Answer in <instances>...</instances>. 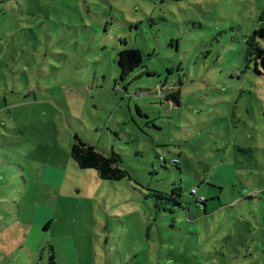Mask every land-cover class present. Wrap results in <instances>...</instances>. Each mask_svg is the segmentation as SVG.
Segmentation results:
<instances>
[{
    "label": "rangeland",
    "instance_id": "1",
    "mask_svg": "<svg viewBox=\"0 0 264 264\" xmlns=\"http://www.w3.org/2000/svg\"><path fill=\"white\" fill-rule=\"evenodd\" d=\"M43 5L0 0V264H264V0ZM76 133L128 175L78 168Z\"/></svg>",
    "mask_w": 264,
    "mask_h": 264
},
{
    "label": "trees",
    "instance_id": "2",
    "mask_svg": "<svg viewBox=\"0 0 264 264\" xmlns=\"http://www.w3.org/2000/svg\"><path fill=\"white\" fill-rule=\"evenodd\" d=\"M30 2H32L33 4H36V6L38 5V7L41 5L45 6L43 4H46L49 6V0H26V4H29ZM257 36L264 38V27H259L254 30L253 38L256 39ZM253 55L255 58L256 66L260 65L264 69V47L261 46L260 44H257L256 47L253 49ZM145 57L146 56L143 53V51L138 47H131V48L122 50L119 54V65L121 68L120 77H126L136 67L143 64ZM167 97L173 98V97H177V95L170 93L167 95ZM70 157L71 159H73L75 165H77L78 168L93 169L97 172L98 177L103 180L121 181L128 175L127 169L122 166L121 159L119 158L118 154L115 151H113L111 155H107L106 153L98 150L94 145L83 141L77 133L75 134V140H73L72 145H71ZM177 161L178 160H174V162H177ZM7 173H8V176L11 177L13 176L12 173H15V172L12 170H8ZM22 178L25 180V177H22ZM233 182L229 183V186L230 185L236 186L233 184ZM142 194L144 195V197L153 198L156 201L157 205L159 201H161L162 204L165 201H167L171 204L173 203V206L174 205H179L180 207L184 206L183 205L184 200L182 198L183 194L181 191V187L179 186L174 187L171 192H167L163 190H154L152 193L142 192ZM192 195L194 196V194ZM11 201L16 204L17 209H20L21 206L19 205L17 200L11 199ZM206 201L200 202L196 197V205L197 206L203 205L205 213L208 214V205ZM48 227H49V222L45 228H48ZM49 264H57L53 249L51 250V253L49 255Z\"/></svg>",
    "mask_w": 264,
    "mask_h": 264
},
{
    "label": "built area",
    "instance_id": "3",
    "mask_svg": "<svg viewBox=\"0 0 264 264\" xmlns=\"http://www.w3.org/2000/svg\"><path fill=\"white\" fill-rule=\"evenodd\" d=\"M191 191H192V194H194V195L197 196V199H198L200 202H202V201H206V197H205V196H203V195H198V190H197V188L194 187Z\"/></svg>",
    "mask_w": 264,
    "mask_h": 264
},
{
    "label": "crops",
    "instance_id": "4",
    "mask_svg": "<svg viewBox=\"0 0 264 264\" xmlns=\"http://www.w3.org/2000/svg\"><path fill=\"white\" fill-rule=\"evenodd\" d=\"M72 142H73V141H72ZM72 142H69L70 146L72 145ZM70 149H71V147H70ZM69 156H70V154H69ZM222 176H223V174H221V175L218 174V175H217V178H216V180H217L218 182H220V184H222L221 181H220ZM48 182H49V180H48ZM203 196H204V195H203ZM49 226H50V222H49Z\"/></svg>",
    "mask_w": 264,
    "mask_h": 264
},
{
    "label": "clouds",
    "instance_id": "5",
    "mask_svg": "<svg viewBox=\"0 0 264 264\" xmlns=\"http://www.w3.org/2000/svg\"><path fill=\"white\" fill-rule=\"evenodd\" d=\"M192 192V191H191Z\"/></svg>",
    "mask_w": 264,
    "mask_h": 264
}]
</instances>
